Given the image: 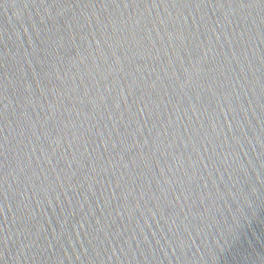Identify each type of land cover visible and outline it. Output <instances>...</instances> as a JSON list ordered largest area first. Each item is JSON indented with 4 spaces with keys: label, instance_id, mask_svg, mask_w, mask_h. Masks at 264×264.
I'll return each mask as SVG.
<instances>
[{
    "label": "water",
    "instance_id": "obj_1",
    "mask_svg": "<svg viewBox=\"0 0 264 264\" xmlns=\"http://www.w3.org/2000/svg\"><path fill=\"white\" fill-rule=\"evenodd\" d=\"M0 264H264V0H0Z\"/></svg>",
    "mask_w": 264,
    "mask_h": 264
}]
</instances>
